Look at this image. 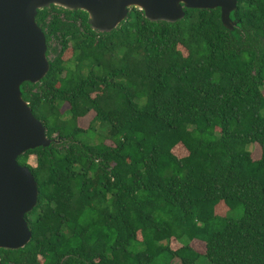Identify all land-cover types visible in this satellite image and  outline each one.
Returning a JSON list of instances; mask_svg holds the SVG:
<instances>
[{"label":"trees","instance_id":"16d2710c","mask_svg":"<svg viewBox=\"0 0 264 264\" xmlns=\"http://www.w3.org/2000/svg\"><path fill=\"white\" fill-rule=\"evenodd\" d=\"M186 13L171 24L133 9L102 34L82 11L38 12L50 71L23 99L61 141L18 160L39 201L31 241L2 262L264 264V0H238L233 30L219 9Z\"/></svg>","mask_w":264,"mask_h":264},{"label":"water","instance_id":"95a60500","mask_svg":"<svg viewBox=\"0 0 264 264\" xmlns=\"http://www.w3.org/2000/svg\"><path fill=\"white\" fill-rule=\"evenodd\" d=\"M238 0H0V250L18 251L32 239L26 216L38 205V183L19 158L28 151L59 144L23 99L22 86L36 85L50 71L45 35L37 24L38 12L51 6L88 15L96 33L120 27L133 9L150 22L178 23L186 10H220L227 30ZM0 264L2 262L0 257Z\"/></svg>","mask_w":264,"mask_h":264},{"label":"rangeland","instance_id":"374dc122","mask_svg":"<svg viewBox=\"0 0 264 264\" xmlns=\"http://www.w3.org/2000/svg\"><path fill=\"white\" fill-rule=\"evenodd\" d=\"M67 108H68V106H66V105L63 106V110H66ZM93 117H94V113L91 112L85 118L80 119L79 120V127L82 128V129H86L89 126V124L91 123ZM107 144H110V142L107 141ZM249 151L251 153V156H252L253 160L259 159L260 151H259L258 146H256V145L251 146L249 148ZM183 154H184V151H181L179 153L180 156L179 155H177V156L178 157H182ZM34 162H35L34 161V157H30L29 161H28L29 165L34 166ZM222 204L223 203H220V204L217 205L219 207L217 213L218 214L220 213V215L222 217L226 216V218L233 219V220H239L242 217V215H243L242 207H239L238 209H236V210H234L232 212H228V208L225 206V204H223V205ZM219 205H221V206H219ZM223 206H224L225 209L223 208ZM190 246L192 247V249L194 251H196V252H198L200 254H203L205 252V244H203L200 241H194V242H192L190 244ZM180 247H181V245L178 242H176L175 240H172L170 242V248L172 250H176V249H178ZM200 261H202V260H200ZM174 264H178V261H175Z\"/></svg>","mask_w":264,"mask_h":264},{"label":"flooded vegetation","instance_id":"af4514ba","mask_svg":"<svg viewBox=\"0 0 264 264\" xmlns=\"http://www.w3.org/2000/svg\"><path fill=\"white\" fill-rule=\"evenodd\" d=\"M57 9H59V8H57ZM60 10H62V12H63V11H68V10H64V9H60ZM61 15H62V17H63V13H62ZM87 17H88V15H87ZM87 19H88V18H87ZM50 47H51V50L55 49V48H56V43H54V42H50Z\"/></svg>","mask_w":264,"mask_h":264}]
</instances>
